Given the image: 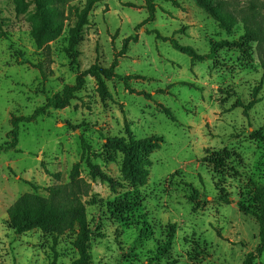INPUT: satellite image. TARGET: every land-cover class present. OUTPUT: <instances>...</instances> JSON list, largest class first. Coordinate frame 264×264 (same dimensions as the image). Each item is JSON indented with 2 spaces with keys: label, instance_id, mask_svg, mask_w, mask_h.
Returning <instances> with one entry per match:
<instances>
[{
  "label": "rangeland",
  "instance_id": "obj_1",
  "mask_svg": "<svg viewBox=\"0 0 264 264\" xmlns=\"http://www.w3.org/2000/svg\"><path fill=\"white\" fill-rule=\"evenodd\" d=\"M144 1L102 0L83 29L80 71L116 61L106 80L110 98L101 101L87 76L68 106L21 124L16 150L0 152V264H71L77 258L72 233L55 244L38 230L15 235L7 211L24 194L46 197L45 188L68 183L82 140L90 146V161L119 179L122 158L101 157L102 135L127 139L126 126L135 141H162L149 156L143 187L112 194L107 184L89 179L85 160L80 163V176L90 185L82 199L88 202L90 264H242L249 252L255 264H264L262 225L239 209L255 210L254 190L264 185V44L227 47L213 60L192 62L145 32L157 30L203 55L214 42H241L244 19L264 34V0H209L235 19L230 30L193 0H177L179 7L158 2L153 20L135 30L148 16ZM69 4L82 7L85 0ZM33 23L31 0H0V31L7 35L0 39V147L10 144L12 116H30L78 75L65 51L71 20L60 38L40 50ZM256 88L259 101L245 116L236 105L252 101ZM95 195L101 203L92 205ZM118 200H133L121 220L110 212ZM171 225V249L159 255Z\"/></svg>",
  "mask_w": 264,
  "mask_h": 264
},
{
  "label": "trees",
  "instance_id": "obj_2",
  "mask_svg": "<svg viewBox=\"0 0 264 264\" xmlns=\"http://www.w3.org/2000/svg\"><path fill=\"white\" fill-rule=\"evenodd\" d=\"M74 0H31L33 5L34 23L32 27V39L38 50L44 49L50 43L56 41L63 34L66 22L71 20V26L68 29V39L65 51L71 56L72 63L78 68L73 85L65 86L60 93L51 96L45 105L37 108L30 116H12L10 120V144L1 146L0 152L16 150L19 143V130L21 124L35 123L40 117L45 116L50 109L62 110L68 106L76 94L83 90L86 83V77L94 79L96 90L101 101L110 98L106 80L114 76V68L116 61L108 68L101 67L98 63L93 64L88 69L80 71L78 63L77 48L82 41L83 29L89 23V13L94 5L102 0H85L82 7L70 5L69 2ZM197 7L207 13L214 19L221 29L230 30L235 24V19L229 13H223L214 7L209 0H193ZM170 3L175 7H179L177 0H145L144 8L147 10V18L143 23L135 27V30L143 27L154 18L156 3ZM244 33L241 42L218 41L210 45L206 54H198L191 46H183L172 38L161 37L157 30L145 31L147 34H155L157 39L169 42L172 49L187 56L192 62H206L213 60L217 52L223 48L246 46L249 42H257L264 44V34L258 24L249 23L248 19L243 20ZM6 34L0 31V39L6 38ZM136 40V38H134ZM128 40L124 42L122 51L127 50ZM264 71V60L261 63ZM135 78V77H132ZM131 79V78H129ZM129 79H125L127 82ZM128 86L127 83H125ZM258 88L254 89L253 100L248 104L237 103V107L243 108V114L253 108L259 100L256 99ZM167 112V111H166ZM168 113V112H167ZM126 134L128 138H111L102 135V155L105 160L110 161L109 155L121 156L119 179H113L108 176L98 165L93 164L89 159L90 146L82 140V155L79 163L73 165L68 175V183L50 186L44 189L47 193L46 197L36 194H24L21 196L7 211L8 227L15 235H21L26 232L38 230L42 234L52 236L53 243L56 239L67 233H72L74 239L72 247L77 253V258L71 264H90V254L88 243L91 238V231L86 218L85 205L82 199L87 196L90 191V185L80 176V163L85 160L88 168V177L91 181L99 180L103 184H107L110 192L116 194L119 189L138 188L147 184L148 167L150 165V154L158 149L159 143L162 141L160 137H150L144 140L135 141L131 137L129 128L126 126ZM251 139H260L256 133H250ZM89 153V154H88ZM88 155V156H87ZM98 157L97 155H93ZM212 161V159H211ZM55 179L59 178V174L51 175ZM34 190L38 187L31 185ZM254 200L256 209L250 210L243 206H239L241 212L251 214L259 219L263 228V241L261 248H264V185H259L254 190ZM133 200H118L111 204L110 212L115 219H124L125 214L131 208ZM227 203V199H224ZM90 203L96 205L101 203V199L93 196ZM175 225L168 228V236L165 244L158 252L159 255H165L169 252L174 238ZM256 255L249 252L242 264H255Z\"/></svg>",
  "mask_w": 264,
  "mask_h": 264
}]
</instances>
